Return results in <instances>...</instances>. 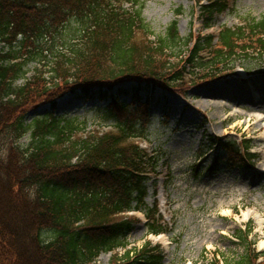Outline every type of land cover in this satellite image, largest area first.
Here are the masks:
<instances>
[{
    "label": "trees",
    "instance_id": "obj_1",
    "mask_svg": "<svg viewBox=\"0 0 264 264\" xmlns=\"http://www.w3.org/2000/svg\"><path fill=\"white\" fill-rule=\"evenodd\" d=\"M194 1L205 28L229 8V0ZM142 8L140 0H0V43L9 49H0V264H96L118 247L110 264H162L157 245L126 248L137 221L128 211L145 214L149 233L165 231L144 200L157 160L135 141L148 138L152 110L139 91L185 95L186 76L199 86L242 55L264 57V16L195 38L180 37L173 20L152 40ZM122 82L132 83L129 102L110 95ZM66 93L106 100L110 128L85 131V120L55 115ZM44 104L49 111L26 122Z\"/></svg>",
    "mask_w": 264,
    "mask_h": 264
},
{
    "label": "rangeland",
    "instance_id": "obj_2",
    "mask_svg": "<svg viewBox=\"0 0 264 264\" xmlns=\"http://www.w3.org/2000/svg\"><path fill=\"white\" fill-rule=\"evenodd\" d=\"M140 1L142 16L153 31L152 40L173 20L180 37L195 38L264 16V0H230L229 8L206 29L193 0ZM178 7L182 12L176 15ZM1 48L9 50L2 43ZM35 66L34 61L26 65V77ZM221 73L224 77L200 87L186 76L184 84L190 87L184 96L164 95L157 88L139 91L141 99H149L152 111L147 140L135 141L157 160L154 172L145 180L144 200L150 207L157 204L166 240L158 241L149 234L145 217L136 213L140 220L132 224L126 248L146 241L159 245L162 264H235L245 254L252 258L251 264L264 259L257 256L264 252V57L242 55ZM21 82L19 78L15 84ZM131 86L130 82L116 85L110 91L112 99L129 102ZM106 105V100L66 93L56 99L54 114L85 120V131H101L110 128L101 111ZM49 109L44 104L31 110L26 122ZM218 138L231 147L221 148ZM26 141V137L22 139ZM245 144L255 153L249 163ZM232 148L239 150L238 155ZM124 250L101 252L96 264H110L114 252L120 255Z\"/></svg>",
    "mask_w": 264,
    "mask_h": 264
},
{
    "label": "bare ground",
    "instance_id": "obj_3",
    "mask_svg": "<svg viewBox=\"0 0 264 264\" xmlns=\"http://www.w3.org/2000/svg\"><path fill=\"white\" fill-rule=\"evenodd\" d=\"M264 136V135H263Z\"/></svg>",
    "mask_w": 264,
    "mask_h": 264
}]
</instances>
